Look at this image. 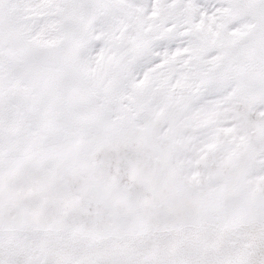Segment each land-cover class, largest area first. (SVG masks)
<instances>
[{
  "label": "snow or ice",
  "instance_id": "1",
  "mask_svg": "<svg viewBox=\"0 0 264 264\" xmlns=\"http://www.w3.org/2000/svg\"><path fill=\"white\" fill-rule=\"evenodd\" d=\"M0 264H264V0H0Z\"/></svg>",
  "mask_w": 264,
  "mask_h": 264
}]
</instances>
